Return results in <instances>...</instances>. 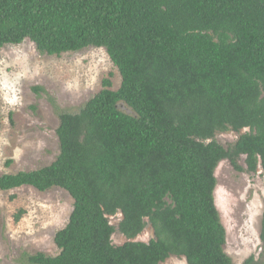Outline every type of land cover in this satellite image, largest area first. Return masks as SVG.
I'll return each instance as SVG.
<instances>
[{
	"label": "trees",
	"instance_id": "1",
	"mask_svg": "<svg viewBox=\"0 0 264 264\" xmlns=\"http://www.w3.org/2000/svg\"><path fill=\"white\" fill-rule=\"evenodd\" d=\"M26 40L50 56L104 49L122 77L60 115L51 165L0 176V191L56 187L74 200L60 253L27 261L233 264L216 171L227 160L264 172V0H0V49ZM244 129L231 148L214 140ZM147 224L155 238L135 241ZM261 240V258L244 264H264V212Z\"/></svg>",
	"mask_w": 264,
	"mask_h": 264
},
{
	"label": "rangeland",
	"instance_id": "2",
	"mask_svg": "<svg viewBox=\"0 0 264 264\" xmlns=\"http://www.w3.org/2000/svg\"><path fill=\"white\" fill-rule=\"evenodd\" d=\"M105 80L112 82L114 91L122 84L118 68L104 49L50 56L30 40L1 48L0 176L51 165L60 155V115L80 112L104 88ZM121 110L134 114L126 105ZM248 132L229 130L216 134L214 140L228 149ZM239 164L245 169V157ZM216 178V205L227 232L225 253L233 264H244L250 257L258 261L263 252V170L237 171L226 160L217 168ZM73 206V198L61 188L0 191V264H30L27 257L39 253L57 256L55 236L68 225ZM109 219L115 227L113 244L128 242L119 230L122 214ZM154 238L153 227L147 224L135 241ZM161 264L188 263L183 257H171Z\"/></svg>",
	"mask_w": 264,
	"mask_h": 264
}]
</instances>
